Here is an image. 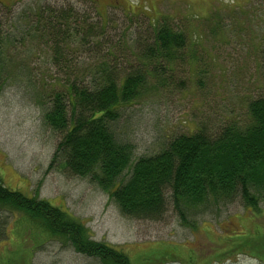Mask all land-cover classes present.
Wrapping results in <instances>:
<instances>
[{
	"label": "rangeland",
	"instance_id": "rangeland-1",
	"mask_svg": "<svg viewBox=\"0 0 264 264\" xmlns=\"http://www.w3.org/2000/svg\"><path fill=\"white\" fill-rule=\"evenodd\" d=\"M0 2L2 27L11 31L14 19L30 20L28 14L39 6L71 8L94 25L103 22L100 42L71 47L66 68L52 63L50 44L40 43L28 55L30 41L13 31V44L21 51L16 58L29 62L33 79L49 83L53 76L64 80L80 71L91 78L92 69L110 58L125 71L136 63L129 49L139 37L149 40L156 19H168L184 31L187 49L169 65L164 84L157 86V78H150L146 92L123 105L111 123L115 138L130 145L132 161L160 151L201 123L217 129L227 119L242 121L246 103L264 97V0ZM43 103L24 84H1L0 182L5 187L76 217L91 239L119 247L132 264H264V187L251 189L255 208L240 194L229 200L208 197L184 204L183 219L167 194L160 219L126 216L89 176L70 174L58 163L49 167L60 134L46 125ZM126 177L123 173L120 180ZM0 220L5 221L0 259L7 264H102L70 242L48 236L21 212L0 208Z\"/></svg>",
	"mask_w": 264,
	"mask_h": 264
},
{
	"label": "trees",
	"instance_id": "trees-1",
	"mask_svg": "<svg viewBox=\"0 0 264 264\" xmlns=\"http://www.w3.org/2000/svg\"><path fill=\"white\" fill-rule=\"evenodd\" d=\"M30 14V20L14 19L12 31L3 29L0 20V87L8 80L24 84L47 104L44 121L60 134L49 167L58 163L70 174L89 176L129 217L160 219L167 194L183 219L184 204L208 197L229 200L240 194L247 205L256 207L251 189L264 187L263 96L246 103L242 121L227 119L217 129L201 123L193 132L171 138L160 151L132 161L130 145L115 138L111 123L123 105L146 92L150 78H157V86L164 84L169 65L187 49L184 31L164 17L156 19L149 40L139 37L134 41L137 46L129 49L136 63L125 71H119L110 58L105 66L92 69L91 78L80 71L64 80L53 76L49 83L45 78L33 79L29 62L16 58L21 54L13 44L16 35L30 41L28 55L40 43L50 44L52 63L66 68L70 48L98 44L104 25H94L71 8L39 6ZM123 173L127 177L120 180ZM0 208L21 212L48 236L70 242L77 252L102 264H132L119 247L91 239L85 223L76 217L1 182ZM0 264L7 263L0 259Z\"/></svg>",
	"mask_w": 264,
	"mask_h": 264
},
{
	"label": "bare ground",
	"instance_id": "bare-ground-1",
	"mask_svg": "<svg viewBox=\"0 0 264 264\" xmlns=\"http://www.w3.org/2000/svg\"><path fill=\"white\" fill-rule=\"evenodd\" d=\"M84 31V30H83ZM93 34V33H92ZM96 100V99H95ZM54 102V101H53ZM79 113V112H78ZM32 123V122H31ZM56 132V131H55ZM1 154V153H0ZM2 162V161H1ZM41 178V177H40ZM5 179V178H4ZM29 182V181H28ZM121 190V189H120ZM196 212V211H195ZM216 240V239H215ZM196 242V241H195ZM114 246V245H113ZM147 246V245H146Z\"/></svg>",
	"mask_w": 264,
	"mask_h": 264
}]
</instances>
